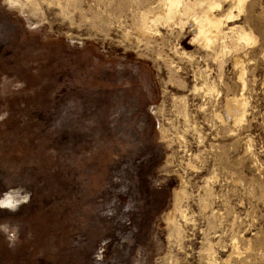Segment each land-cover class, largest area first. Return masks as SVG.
<instances>
[{"label":"rangeland","instance_id":"1","mask_svg":"<svg viewBox=\"0 0 264 264\" xmlns=\"http://www.w3.org/2000/svg\"><path fill=\"white\" fill-rule=\"evenodd\" d=\"M216 2L253 40L139 29L158 0H0V193H32L0 264H264V0Z\"/></svg>","mask_w":264,"mask_h":264},{"label":"bare ground","instance_id":"2","mask_svg":"<svg viewBox=\"0 0 264 264\" xmlns=\"http://www.w3.org/2000/svg\"><path fill=\"white\" fill-rule=\"evenodd\" d=\"M148 4L151 5V3ZM148 4H146V6H148ZM236 4L239 9H242L244 0H236ZM216 6H218L216 0H158V7H160L162 12L150 15L153 13V9L145 8V11H141V13H139L140 15L138 18L140 19L141 23H138L140 24L138 27L139 29L150 27L149 25L147 26L150 17L153 18V21L155 22H165L168 19H171L174 15H178V19H181L182 16H184L185 22L190 25V29L194 34V40H197L204 47L215 50L216 44L220 42L223 43L224 39L227 37H229L234 45L237 41L242 39L248 41L253 40V37L250 33H238L234 32L233 29H230L229 32H225L223 30L222 19L216 17L212 13V9ZM206 89L212 90L213 87L208 85ZM176 108H179V111L184 110V104L181 103L179 107ZM244 109L245 102L242 96H227L224 100L222 110L223 112L221 114L218 113V117H220V119L233 117L235 120L240 121L242 120L241 118L244 114ZM206 195H209V190L206 191Z\"/></svg>","mask_w":264,"mask_h":264},{"label":"clouds","instance_id":"3","mask_svg":"<svg viewBox=\"0 0 264 264\" xmlns=\"http://www.w3.org/2000/svg\"><path fill=\"white\" fill-rule=\"evenodd\" d=\"M9 6H14V0H8ZM7 114L0 116V120L5 119ZM7 191L0 193V210H7L10 213H16L23 205L31 203L32 193L24 185L11 186L10 182H5ZM0 234H3L8 247L15 249L20 241V225L3 223L0 224Z\"/></svg>","mask_w":264,"mask_h":264}]
</instances>
